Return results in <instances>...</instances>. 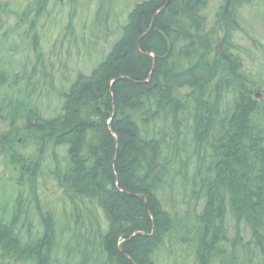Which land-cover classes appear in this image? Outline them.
<instances>
[{
    "label": "trees",
    "instance_id": "1",
    "mask_svg": "<svg viewBox=\"0 0 264 264\" xmlns=\"http://www.w3.org/2000/svg\"><path fill=\"white\" fill-rule=\"evenodd\" d=\"M50 1L0 0V264H264V0Z\"/></svg>",
    "mask_w": 264,
    "mask_h": 264
},
{
    "label": "rangeland",
    "instance_id": "2",
    "mask_svg": "<svg viewBox=\"0 0 264 264\" xmlns=\"http://www.w3.org/2000/svg\"><path fill=\"white\" fill-rule=\"evenodd\" d=\"M77 1V5H76V11H75V15L73 16V26L75 28V30L77 32H80L83 35H86L87 37V0H76ZM67 5V1L66 0H62V5L56 4L55 0H51L49 5H48V9H52V14L56 15L57 21L58 23H60V25L64 26L65 22V17H66V13L68 10V6ZM86 19V21H85ZM59 25V27H60ZM59 27L55 30H53L51 32V34L49 35V37L47 38L46 41V45L43 48H46L50 43H52L55 38L57 37V35L59 32H61L62 27ZM102 33H104L102 30L99 29V34L101 35ZM48 36V34H46ZM46 38V37H45ZM44 38V39H45ZM43 39V40H44ZM87 39V38H86ZM262 43H264L262 41ZM78 46L80 47V51L82 53H87L84 49V47L82 46V44H80V42H78ZM71 50L75 51L76 48L74 46H71ZM107 50V49H106ZM99 52L93 53L91 52L90 57L85 55H78L77 58H73L71 59L72 62H70L69 66V74L71 75L73 73V70L70 69V67L74 68H78V70L83 69L84 71L90 72V69L88 68V62L92 61L93 58H97L96 60H99L102 56H100ZM89 69V70H88ZM81 71V70H80ZM64 75H67L66 71L62 72Z\"/></svg>",
    "mask_w": 264,
    "mask_h": 264
}]
</instances>
